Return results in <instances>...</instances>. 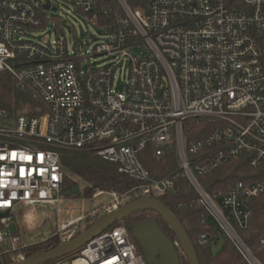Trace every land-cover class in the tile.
I'll use <instances>...</instances> for the list:
<instances>
[{
    "label": "built area",
    "instance_id": "built-area-1",
    "mask_svg": "<svg viewBox=\"0 0 264 264\" xmlns=\"http://www.w3.org/2000/svg\"><path fill=\"white\" fill-rule=\"evenodd\" d=\"M58 1L0 0V76L14 91L0 97V257L24 260L42 237L16 232L19 208L54 206V231L43 240L62 244L88 217L124 197L160 199L184 176L206 210L201 221L213 220L250 264H262L238 233L250 225V201L264 193V0H61L99 29L88 57L106 60L101 66H85L87 56L69 50L59 30L52 40L30 33ZM141 45L150 55L129 50ZM204 119L212 127L191 134L188 122ZM74 150L115 163L134 186L128 194L92 188V197L111 199L76 205L63 191L62 164L63 151ZM143 151L157 161L173 153L180 165L154 176ZM242 155L263 175L216 195L199 183L198 174ZM143 253L115 224L45 264H148Z\"/></svg>",
    "mask_w": 264,
    "mask_h": 264
},
{
    "label": "trees",
    "instance_id": "trees-1",
    "mask_svg": "<svg viewBox=\"0 0 264 264\" xmlns=\"http://www.w3.org/2000/svg\"><path fill=\"white\" fill-rule=\"evenodd\" d=\"M13 93L9 80L4 75L0 76V97L7 99ZM188 124L191 127V134H195L196 137L203 136L202 130L204 127L206 133L213 125L206 119L199 120L198 123L189 121ZM189 134H186L187 139H189ZM145 152L147 151H143L144 156L141 159L154 176L166 175L175 166V162L169 165L168 159L157 161ZM171 156H173V153ZM62 164L66 171L63 185L64 192L77 185L76 181L72 179V175L80 177L85 182L84 193L86 196L89 192H92V188L112 191L117 194H128L135 184L118 171L115 163L100 158L92 151H63ZM262 175L263 170L250 167L246 156L242 155L238 160L229 161L225 165L214 167L205 174H198L197 179L210 195H216L234 185L236 181H250ZM197 197V192L190 185L187 178L183 176L179 178L177 185L173 189L160 197V200L173 212L185 229L199 264H250L238 251L233 240L229 236L227 237L213 220L201 221L206 214V210L196 203ZM132 199H134L133 196L130 200ZM249 208L252 214L250 225L246 230L240 231L238 234L242 242L250 248L255 258L264 264V193L252 199ZM99 218L100 215L88 217L85 229ZM148 218L157 222L166 237L172 240L176 239L168 223L153 209H142L131 213L115 224H123L128 232H132V227L135 223ZM222 235H224L222 249L216 254H211L209 245ZM202 237L207 239L206 243L200 242ZM57 245V239L51 237L38 243L34 249L36 252L47 251ZM139 250L141 251L142 248ZM9 262L7 256L0 257V264ZM180 263L188 264L183 254H180Z\"/></svg>",
    "mask_w": 264,
    "mask_h": 264
},
{
    "label": "rangeland",
    "instance_id": "rangeland-1",
    "mask_svg": "<svg viewBox=\"0 0 264 264\" xmlns=\"http://www.w3.org/2000/svg\"><path fill=\"white\" fill-rule=\"evenodd\" d=\"M56 8V11H49L47 13L48 17L43 28H40L38 30H31L30 33H37L42 39L52 40L56 37V30H59L65 35L67 47L69 50H73L78 54L87 56L84 58L85 66L90 64L97 66L104 65L106 60L100 58L99 56H91V58L88 57L94 47V39L100 38L101 36L99 29L96 28L84 14L78 12L76 8L71 4H67L59 0L56 4ZM50 15L52 17H49ZM129 50L134 55H137L139 57L144 55H150L149 48L145 45L131 46ZM187 144L188 139L185 136L184 146H187ZM168 160L169 165H172L173 162L176 163L174 167L180 165V161L178 160L177 155L175 154L169 157ZM72 179L76 181L77 185L68 189L66 192L70 196L72 195L71 197L75 199L74 201L76 205L80 206L82 200L84 199V203H86L90 209H93L94 207H100L104 205L111 199V196L108 194H104L99 196L98 198H94L91 195L92 192H89V194L86 196V194L84 193L85 182L76 175H72ZM128 200L126 197H124L122 204ZM27 212L28 211L25 208H19L17 210V218L19 221V225L18 227H16L15 230L21 236H24L27 233H31L32 237H34L36 229L45 225L44 223L50 222V228L45 232H41L40 235H42V237L34 239L35 243L32 245V247L26 250V255L30 256L36 253L34 247L38 243H40L44 238L49 237V234L54 231L55 219L52 220L51 218L55 214V207L51 205H38L28 212L29 218L24 216V214ZM85 225L86 223H81L80 231L85 229ZM129 237L131 241L134 242L135 245L140 249L141 245L139 241L133 236V232L129 231ZM223 241L224 235H222L219 239L209 245L210 253H218L223 247ZM176 249L179 253H182V250L180 249L179 245L176 246ZM143 256L147 261L145 253H143Z\"/></svg>",
    "mask_w": 264,
    "mask_h": 264
},
{
    "label": "water",
    "instance_id": "water-1",
    "mask_svg": "<svg viewBox=\"0 0 264 264\" xmlns=\"http://www.w3.org/2000/svg\"><path fill=\"white\" fill-rule=\"evenodd\" d=\"M142 209H153L162 216L174 232L178 245L182 250V253L178 252L173 240L165 236L154 219L148 218L139 221L133 225L132 232L133 236L139 241L143 252L146 254L148 264H179L180 254L185 256L188 264H199L192 243L179 220L160 199L152 197L132 199L120 205L112 212L100 217L91 226L81 231L71 240L58 244L50 250L36 252L27 256L24 260L6 264H45L60 258L76 250L125 216ZM5 215L6 212L0 211V218ZM48 227L49 222H46L45 225L35 230L34 237L41 236L40 233L47 231ZM26 240L30 242L32 239L27 235Z\"/></svg>",
    "mask_w": 264,
    "mask_h": 264
},
{
    "label": "bare ground",
    "instance_id": "bare-ground-1",
    "mask_svg": "<svg viewBox=\"0 0 264 264\" xmlns=\"http://www.w3.org/2000/svg\"><path fill=\"white\" fill-rule=\"evenodd\" d=\"M256 264H258V263L256 262Z\"/></svg>",
    "mask_w": 264,
    "mask_h": 264
}]
</instances>
